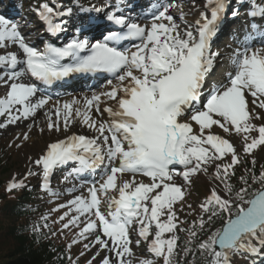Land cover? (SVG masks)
Returning a JSON list of instances; mask_svg holds the SVG:
<instances>
[{
    "label": "bare ground",
    "instance_id": "bare-ground-1",
    "mask_svg": "<svg viewBox=\"0 0 264 264\" xmlns=\"http://www.w3.org/2000/svg\"><path fill=\"white\" fill-rule=\"evenodd\" d=\"M203 1L207 6L203 5L200 8L198 7L191 10L182 8L179 15L185 17L184 21L195 23V26L201 24L207 19L209 8L213 5V0ZM148 25L149 26L143 25L141 27L146 29V35L144 37L145 42L143 45H149L150 43L146 42V40L150 39H152V43L160 44L162 42V34L170 35L171 33L169 25H167L165 21H162L161 25H167L168 28L162 30V34L155 30V27H158V24L149 23ZM184 27L189 28V26L185 24ZM191 27L192 26H190L186 33L191 34ZM24 29L25 28H22L20 32L24 31ZM36 30L37 28L34 29V27H31V30L27 33L32 34L36 32ZM177 42L181 45V49L184 51L186 45L185 41L179 40ZM260 44L264 45V41ZM137 50L138 49L134 51ZM22 52L24 51L18 49L15 51L16 54H21ZM242 56H246L247 63H239V59ZM203 60L205 62L209 61V59L205 58ZM228 62H230L231 68H235L234 72L230 73L229 80L232 83L230 86L231 88L225 91L224 89L221 90L216 97L215 102L211 105L213 110L196 113L193 121L182 120V114L187 108L185 106L176 111L170 110L164 112V108L161 105V99L154 93L146 95L147 107L144 114L137 113L131 115L127 113L122 119L116 116V113L122 110L121 102L128 97L130 89L140 86L150 90V82L155 76L154 74L144 73L141 69L135 71L133 67L138 65L137 62H135L122 73L117 82H110L109 84H103L101 87H92L89 90L79 92V94L67 98L64 105L55 102L53 105L48 102L50 97L45 96L42 98L35 91L24 92L22 94V99L14 104L12 112L3 120V132L8 133V131L11 132L13 130L19 131L25 127L26 124L35 121L40 117L43 111H47L48 113L65 112L64 119L71 122V126L68 127L72 131V136L58 145V147H54L52 151L57 153L60 152L61 149V152L57 157L61 156V159L73 158V152L65 154V150L72 148L74 151L83 146L87 149L90 143H94L91 150L87 151L88 154H82V163L88 162L89 165H92L93 163L104 165L106 163L108 168H112L109 174H101L102 177L99 181L100 184H98L97 187L90 188V192L98 214L102 216L106 215V220L115 225L117 224L116 218L118 215L113 212L111 201H102V189L108 190L110 193H113L116 189H120L121 191L119 192H123L131 198H136V205L131 210L128 209L125 212L129 213L131 211L130 213L132 215L140 209V203H138L137 200L143 197V192L141 190V184H143V181L140 177L142 174L139 173L145 171L141 167L140 157L133 154V142L137 141V135L133 131V126L157 122L162 125L170 124L176 131H178L179 128L186 129V137L189 138H184L183 140V146L185 148L184 153H186L185 150L189 149V145L193 143L192 141L199 142L198 145L204 144V137L201 132H208L213 123H217L222 127L236 129L247 111H253L260 104L264 105V46L253 49L247 55H245V53L232 54L231 58L228 59ZM6 83H8V80L5 81V84ZM17 84L22 86L24 84L23 78L20 77L17 80ZM220 87L221 85L217 87L216 91L219 90ZM9 91L13 92V88H9ZM153 101L155 104H153ZM18 107L21 108L20 110L25 111L22 117L16 114V109ZM69 113H72V118L67 116ZM215 113L220 114L223 123L219 122L218 118L215 117ZM117 122L123 124L128 131H133L132 135L128 136L124 130L115 129L113 126ZM38 131L40 130L30 128L26 134L28 136H33L36 135ZM114 131L115 142L111 143L107 138L109 134L114 133ZM61 134L62 131H57L55 136L59 138ZM79 135H88L93 139L88 141L87 138L77 137ZM214 139L217 138L212 137L211 141ZM181 162L182 164L191 163L184 157H182ZM166 165L171 166L172 162L169 161ZM47 167L48 169L54 167L53 160L47 163ZM106 170H102V172L105 173ZM146 175L147 177L152 176L150 173H146ZM135 185H139L138 188H134ZM115 199L116 198L113 200ZM88 201L90 205L91 198L87 201L80 200L79 204L83 206L87 204ZM108 211L110 215H107ZM123 217L124 219H127L126 216ZM93 224H96L94 225L95 229L93 231L98 235V239L101 240L102 246L105 250V263L126 264V244L121 245L118 241L114 242L112 240L106 242V239L103 238L104 230L102 227L97 223H90V225ZM113 234L117 235L116 231ZM130 234L131 232H129V235Z\"/></svg>",
    "mask_w": 264,
    "mask_h": 264
},
{
    "label": "rangeland",
    "instance_id": "rangeland-1",
    "mask_svg": "<svg viewBox=\"0 0 264 264\" xmlns=\"http://www.w3.org/2000/svg\"><path fill=\"white\" fill-rule=\"evenodd\" d=\"M17 5V19L22 20L20 16L27 17L25 22H33L35 20V15H37V9H41L45 14L54 10L52 9L44 0H41V4L36 7L29 9L30 11H24L20 13L18 10L21 8L18 0H14ZM26 2V0H23ZM93 2H103L105 0H92ZM181 3L186 8H193L203 5L201 0H191L187 3ZM89 2V1H88ZM60 3H55L54 6L60 7ZM105 10L104 8H97L95 11ZM173 14V18H168L172 21L174 25L172 27L181 28L184 23L183 19L175 17L174 14H179L178 11L170 10ZM54 15H57L54 12ZM244 61V58L241 59ZM225 87V86H223ZM0 92L2 94H7L5 89L1 87ZM61 105L64 102L60 100ZM218 115V120L223 123L220 119V114ZM193 115H189L188 119L193 120ZM63 118L57 117L56 114L44 113L39 120L36 121L34 125L38 133L33 136L22 135L25 133V129L20 135H5L1 130L3 127L0 125V157H4L7 164L12 166L10 174L6 177V186L10 187L14 182H17L25 178V173L32 167H38V174L36 175L37 180L36 190L46 191L48 197L52 200L51 202L57 203L53 210L57 208L68 209V220L69 224L72 226V236L71 242L78 244V249L81 251L82 255H87L88 260L84 264H105V255L101 252V245L96 243L97 235L94 231L88 228V225L96 221L95 214L93 210L89 207H84L78 210L75 205L72 204L71 200H77L79 197H83L85 194L80 190V192H74V178L68 175L61 176L60 180L54 178V183H48L52 185V188L45 187L46 181L49 179V175L45 170V163L47 161V155L45 150H49L55 143H60L62 139L70 135L71 129L68 130L67 123L64 125L62 123ZM58 123V126L56 124ZM33 126V124L31 125ZM62 131L60 137L57 138L56 132ZM207 135L215 136L217 142H212L211 146L205 150H201V157L196 160L197 164L195 166H180L171 172V177L167 179L166 182L160 183L158 180L152 182L151 180L145 181L143 188L147 193V200H143V208L140 210L136 219L130 221V223H135V232L132 237V241L138 242V231L144 229L145 235L149 238V242L146 246H150L153 250L152 253L143 254L140 259L133 258V255L129 253V260L127 264H135L139 262L140 264H156V259L161 257V254L155 253L162 249V238L164 235L169 233L171 229L177 224V219H186L188 209L186 204L183 203L187 200L189 203L201 202L202 204H207L208 202H216L225 208L229 213L232 207L237 205L243 208L245 204H238L229 192L223 186L221 180L223 179V164L226 162L227 157H230L234 161L240 159L241 157L249 158L252 157L254 162L258 165H262L264 168V105H259L254 111H249L245 117H242V121L236 129H230L229 127H222L221 125L215 123L207 132ZM35 141V142H34ZM35 143V145H34ZM218 146H220L218 148ZM230 152H226V148L230 147ZM187 158H191V155H187ZM228 161V160H227ZM230 164V161H228ZM189 169V174H185L186 170ZM217 177L219 180L214 179ZM174 187L175 192H170L167 188ZM204 188L206 195L200 193L199 188ZM150 188V191L149 189ZM59 196L56 199L55 196ZM203 198V199H202ZM156 201V202H154ZM91 214V215H89ZM62 218L56 221H61ZM129 223V224H130ZM108 229V233H109ZM155 243H157L155 245ZM246 245L243 246L242 251H236L230 253L227 256L219 255L218 259L224 264L232 262L234 259V254H238V259L236 264H251L254 258L253 249L258 247V244H249L248 241L245 242ZM142 246V244H134L133 252L137 254V247ZM145 247L143 246V249ZM148 252L150 250L147 248ZM243 255H248L243 259Z\"/></svg>",
    "mask_w": 264,
    "mask_h": 264
},
{
    "label": "trees",
    "instance_id": "trees-1",
    "mask_svg": "<svg viewBox=\"0 0 264 264\" xmlns=\"http://www.w3.org/2000/svg\"><path fill=\"white\" fill-rule=\"evenodd\" d=\"M253 173L239 166L232 178L239 186H247L257 178L259 170L251 167ZM11 167L0 161V264H66L67 254L56 255L48 240L46 226L37 220L38 209L31 202L28 191L7 192L3 185ZM255 177V178H254ZM206 225H185L179 233L178 244L171 252L170 264H205L213 250V237L221 228V217L211 212Z\"/></svg>",
    "mask_w": 264,
    "mask_h": 264
},
{
    "label": "water",
    "instance_id": "water-1",
    "mask_svg": "<svg viewBox=\"0 0 264 264\" xmlns=\"http://www.w3.org/2000/svg\"><path fill=\"white\" fill-rule=\"evenodd\" d=\"M264 225V191L253 201L251 209L244 215L240 224L233 222L224 227L222 234L217 240L216 248L222 252L234 247L245 235Z\"/></svg>",
    "mask_w": 264,
    "mask_h": 264
}]
</instances>
